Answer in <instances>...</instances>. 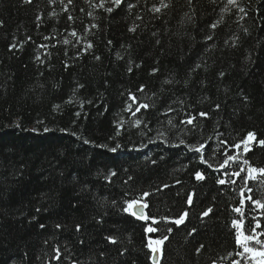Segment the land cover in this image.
Masks as SVG:
<instances>
[{
    "label": "trees",
    "instance_id": "obj_1",
    "mask_svg": "<svg viewBox=\"0 0 264 264\" xmlns=\"http://www.w3.org/2000/svg\"><path fill=\"white\" fill-rule=\"evenodd\" d=\"M259 141L264 0H0V264H230Z\"/></svg>",
    "mask_w": 264,
    "mask_h": 264
},
{
    "label": "snow or ice",
    "instance_id": "obj_2",
    "mask_svg": "<svg viewBox=\"0 0 264 264\" xmlns=\"http://www.w3.org/2000/svg\"><path fill=\"white\" fill-rule=\"evenodd\" d=\"M69 2H71V0H69ZM233 2H234V0H229V3H233ZM113 3L115 5H119L121 3V0H113ZM154 10L159 12L160 9L157 8V9H154ZM107 11L111 12L112 9L108 8ZM241 11H243V9H241ZM69 19L71 20L72 17H69ZM215 26L216 25H212V27H215ZM72 35H75V32H73ZM209 39H210V37H209ZM65 43H68V41H65ZM89 47H91V45H89ZM132 99H133V101H135L134 97H132ZM129 107H131V106H129ZM146 107H148V105H141L140 106V108H146ZM140 108H137L136 111H139ZM169 110H171V109H169ZM200 115L201 116H206L207 114L202 112V113H200ZM193 119H194V117H190L187 121H181V123H185L186 122L187 124H192L193 123ZM136 123L139 124L140 121H137ZM169 123H171V121H169ZM45 131H48V129H45ZM117 134H119V133H117ZM253 139H254V134L251 133V132L248 133V140L250 141V140H253ZM85 143H88V142L85 141ZM183 143L184 142L181 141V144H183ZM245 143H247V141ZM259 143L261 145H264V141H259ZM119 147H120V145H117L116 148H112V149H110V151L115 152L117 150V148H119ZM203 147H204V145H200V147L196 148L195 151L199 152ZM228 159L231 160L232 157L229 156ZM225 163H227V161H225ZM245 163H247V161H245ZM256 171H260L261 173H264V169H259V170L254 169V168L250 169V172H256ZM196 175H197L198 179H203V177L200 175V173H197ZM237 175H238V173H237ZM219 182L221 184L224 183V181H222V180L219 181ZM144 195L146 196L148 194L145 193ZM189 203H191V197H189ZM255 203H259V202H255ZM137 206L140 207V211L139 212L133 211L132 214L136 215V216H140V215H142L143 207H147V205L140 206L139 202L136 201V200L128 202V206H127V208L124 209V211L128 212L130 210H133ZM262 207H264V205H262ZM210 211H211V209H209L207 212H205L204 215L205 216L208 215V212H210ZM237 211H239V209H237ZM185 215H181L179 217V219H177L175 221V223L178 224V225L183 223V221L185 219ZM144 218L147 219V217H144ZM233 224L235 225L236 222L233 221ZM257 226L259 227V225H257ZM41 227H43V225H41ZM77 227H78V230H79V226H77ZM147 230L149 232L155 231V229H153V228H148ZM170 230L171 229H169V231ZM253 231H255V230H253ZM164 239H167V238L165 237ZM252 239H254L253 236H244L243 239H241V238L237 239V244L240 245L243 248V252L242 253H237V255H244V253H248L250 258L255 261V264H264V250H257L255 248H252V247L248 246L247 241L252 240ZM111 242L115 243V240H111ZM156 243L157 244H162L163 240L157 241ZM256 243L264 245V242H262L260 240H256ZM201 247H203V246H201ZM152 251L156 252V251H158V249H152ZM197 251H199V249H197ZM257 257H259L260 259H257ZM234 264H239V262L238 261H234Z\"/></svg>",
    "mask_w": 264,
    "mask_h": 264
},
{
    "label": "rangeland",
    "instance_id": "obj_3",
    "mask_svg": "<svg viewBox=\"0 0 264 264\" xmlns=\"http://www.w3.org/2000/svg\"><path fill=\"white\" fill-rule=\"evenodd\" d=\"M240 237L241 236L238 235V238ZM247 243L249 247L255 248L257 250H264V245L257 244L254 240H249L247 241ZM241 249H242L241 251L242 253L243 248L241 247ZM257 259H260V258L257 257ZM235 261H238L239 264H255V261L250 258L248 253H244V255H239L238 259H236ZM212 264H224V263H212ZM230 264H234V261Z\"/></svg>",
    "mask_w": 264,
    "mask_h": 264
},
{
    "label": "water",
    "instance_id": "obj_4",
    "mask_svg": "<svg viewBox=\"0 0 264 264\" xmlns=\"http://www.w3.org/2000/svg\"><path fill=\"white\" fill-rule=\"evenodd\" d=\"M139 205H140V206H143L142 203H139ZM133 211H137V212H139V211H140V207H139V206L135 207L133 210H130V213L132 214ZM132 215H133V214H132ZM133 216H135V217H137V218H139V219H144V217H145L144 207H143L142 215H140V216L133 215ZM154 249H157V246H156V245L154 246ZM158 257H159V253H158V251L153 252V255H152V262H153V264H157V262H158Z\"/></svg>",
    "mask_w": 264,
    "mask_h": 264
},
{
    "label": "bare ground",
    "instance_id": "obj_5",
    "mask_svg": "<svg viewBox=\"0 0 264 264\" xmlns=\"http://www.w3.org/2000/svg\"><path fill=\"white\" fill-rule=\"evenodd\" d=\"M128 111H131L130 109H128ZM140 203V201H138Z\"/></svg>",
    "mask_w": 264,
    "mask_h": 264
}]
</instances>
